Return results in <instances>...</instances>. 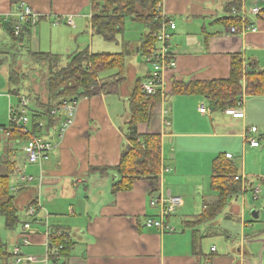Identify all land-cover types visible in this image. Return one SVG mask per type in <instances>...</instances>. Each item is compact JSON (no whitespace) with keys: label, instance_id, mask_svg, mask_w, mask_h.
<instances>
[{"label":"crops","instance_id":"1","mask_svg":"<svg viewBox=\"0 0 264 264\" xmlns=\"http://www.w3.org/2000/svg\"><path fill=\"white\" fill-rule=\"evenodd\" d=\"M159 1L165 16L177 26L167 45L169 53L175 56L177 68L164 76V90L158 94L152 121L137 126L141 137L160 136L157 180L139 179L130 191H113L115 183L121 179L113 169L120 164L123 148L129 144L130 100L151 70L147 55H142L138 48L143 38L126 40L121 53L128 45L130 55L119 92L102 93L96 88L93 97L79 99L74 126L63 138H53L54 130L44 136L55 144L48 161L30 164L23 152L26 141L14 140L9 132L0 130V176L9 177L12 196L20 192L17 206L24 220L16 236L0 234L14 246L10 251L7 245L8 254L12 256L9 264H17V249L22 258H47L48 264L55 261L57 264H264V225L258 224L262 223L258 221L260 211L253 207L252 218L247 215L249 195L253 201H260L264 188V169L258 161L255 169H251L249 164L255 160L247 158L258 152L264 140V93L248 96L243 92L238 103L245 113L244 119H234L225 111H213L205 97L173 93L177 81L228 80L234 54L241 56L245 70L253 68L264 72V12L260 16L251 15L254 0H242L241 10H233V15H238L240 20V24L234 26L240 34H232L230 29L234 27L220 21L227 16L224 7L230 0ZM23 3L39 15L32 29L24 28L17 17L18 6ZM261 8H264V0ZM148 12V8L140 11L141 14ZM93 16L92 0H0V129L7 126L10 108H18L20 104L19 96L13 95L14 89H20L28 78L19 71L23 63L14 57L26 49L33 61L46 65L49 78L48 63L36 60L32 54H52L61 57V61L65 56L69 58L82 51L94 54L91 49L78 51L77 48L69 54L45 52L51 47L53 32L62 25L72 34L70 40L76 38V42L85 35L99 36L92 28ZM249 26L256 27L257 32L247 31ZM45 34L50 38L49 43L43 41ZM28 37L30 42H35L33 47L24 45ZM163 47L157 39L155 49L160 51ZM138 54L143 57V69L132 61ZM61 61L59 69L66 68L69 59L65 66ZM12 72L21 78L15 84L9 79ZM20 94L25 93L20 91ZM36 99L37 103L42 102L39 97ZM32 102V120L41 121L36 116L41 110ZM202 103L208 112H199ZM253 127L259 133V136L258 133L253 135L260 143L258 148L250 147L247 141ZM227 154L232 155L231 159L226 158L241 178L242 188L220 212L215 211L220 197L213 187L214 162ZM240 156L242 159L236 160ZM20 159H23L21 164ZM103 168H109L106 175L91 172ZM24 176L33 177V182H24ZM257 189L262 195L260 193L255 200ZM169 196L184 200L175 215L165 218L175 231L148 229L149 219H160L158 209L151 208L150 201L165 200ZM33 202L36 204L31 205ZM31 207L37 209L36 214L26 216ZM207 210H212L217 217L212 222L197 225L194 233L187 223ZM222 221L231 225L237 223L234 232V227ZM26 224L30 225L29 231L25 230ZM25 235L28 245L23 242ZM54 236L72 243L68 256L61 253L64 244L52 247Z\"/></svg>","mask_w":264,"mask_h":264},{"label":"trees","instance_id":"2","mask_svg":"<svg viewBox=\"0 0 264 264\" xmlns=\"http://www.w3.org/2000/svg\"><path fill=\"white\" fill-rule=\"evenodd\" d=\"M245 1L252 2L253 0ZM158 2L160 1L92 0L94 13L92 28L104 40L115 41L117 35L123 34L127 18L135 17L136 21L143 23L148 29L147 35L138 47L142 55H147L148 51L155 49L157 45L156 33L159 30L160 23L156 20L155 7ZM241 5L242 0H230L226 3L224 12L227 16L220 21L225 25L238 26L240 20L238 15H233V10L240 11ZM138 6H141L142 10L148 8L149 12L141 14L137 9ZM263 12L264 8L261 14ZM37 22L34 26L28 23L24 25V28L32 29L37 25ZM127 46H124L125 50L122 53L90 54L88 51L75 53L69 56L68 65L63 69H59V62L61 61L59 56L43 53L32 54V57L36 60L47 62L50 69L48 78L50 99L45 103H37L36 98L34 100L36 107L38 106L41 110L37 112L39 115L36 113V116L40 117L41 121L47 122L46 131L48 135L52 134V130L55 129L58 123L50 112L53 108L59 106L61 100L91 98L96 94V88H99L102 93L115 94L119 92L121 77L124 79L126 61L130 55ZM231 59V71L228 80L190 83L177 81L174 82L173 93L205 97L211 104L213 111H226L229 108H237L243 92L248 96L262 95L264 93V72L253 68L245 70L243 59L238 54L232 55ZM9 76L13 84L21 80L15 72L10 73ZM14 94L19 95L20 89H15ZM158 102V95L148 97L140 88H137L130 100L132 119L128 125L127 133L129 144L123 148L120 164L113 169L121 177L114 185V193L132 190L134 183L139 179L157 180L161 158L160 136L148 135L141 137L138 135L137 126L141 123H150L152 121L153 109ZM36 127L37 125L30 134H25L19 130H9V136L12 135L14 140L28 141L37 134ZM214 163V171L216 172L213 176V187L220 197L215 211L221 212L229 200L240 194L242 185L241 181L235 179L237 177L236 170L225 155L218 157ZM108 169H93L91 172H100L106 175ZM10 193L9 177L0 176V214L5 218L6 228L14 231L21 222L20 208L17 206V196H20V192L15 196ZM33 204H36V202L31 205ZM212 210H207L201 216L194 218L195 220L189 221L187 223L189 228L196 233L194 228L197 225L212 222L217 217L211 212ZM58 243L64 244V250L61 253L68 256L72 249V243L70 241L66 243L64 238L54 236L52 247L58 246ZM11 257L8 254L7 244L0 238V264H9ZM53 264H57V261L53 262Z\"/></svg>","mask_w":264,"mask_h":264},{"label":"built area","instance_id":"3","mask_svg":"<svg viewBox=\"0 0 264 264\" xmlns=\"http://www.w3.org/2000/svg\"><path fill=\"white\" fill-rule=\"evenodd\" d=\"M263 0H254L250 7V14L253 16H259L262 12L261 3ZM162 3L158 2L155 7L156 20L159 21V30L156 33L157 39L161 42L164 47L160 51L156 49H151L147 53V62L151 66L148 78L142 83L141 89L142 92L148 97L156 96L161 94L164 90L165 81L164 76L172 70L177 68V62L175 56L170 54L167 50V45L172 38V33L177 29L176 23L170 19L162 11ZM17 17L22 26L31 23L33 26L37 22L39 15L28 5L20 4L18 6ZM21 28V27H20ZM20 28L16 31L15 35L18 37L20 35ZM247 31L257 32V28L254 26L247 27ZM230 32L232 34H240V31L237 28H231ZM244 33V30H242ZM18 108H10L9 110V128L0 129L2 132L8 133L9 130H19L25 134H30L34 131L36 127L37 134L31 139L25 142L23 147V152L27 158V161L30 164H42L50 159L51 153L55 149L54 141L44 138V136H49L47 134V122L36 121L33 122V113L30 110L31 104L28 100L21 96L19 100ZM78 100L76 99H63L59 102V106L53 108L50 112L51 116L58 121L57 126L54 131L56 132L53 136L59 139H62L65 133L74 126L76 117L78 114ZM207 106L204 103L200 104L199 112L206 113L208 112ZM227 116H232L234 119H244L245 113L242 109L241 104H238L237 108H229L225 111ZM258 133V129L253 127L250 129L248 134L247 141L252 148H258L260 143L253 137V135ZM32 135V134H31ZM227 158L231 159L232 155L227 154ZM24 182H33L34 178L31 176L22 177ZM237 181H240V177L235 178ZM16 190V188H14ZM261 193L260 189L255 190V200L258 199L259 194ZM184 205V200L178 196H169V198L163 199H153L150 201V207L158 209L160 219H149L146 222V227L148 229H156L166 232H174L169 224L165 222V218L168 216L175 215L179 208ZM37 212V209L34 207L29 208L26 211V216H34ZM25 230H30V225H25ZM27 235H25L24 244L28 245L26 240ZM213 249L212 251H214ZM57 251V250H56ZM17 255V264L31 263V264H48L47 258L41 259L37 257L22 258L19 255V250L15 251ZM24 262V263H23Z\"/></svg>","mask_w":264,"mask_h":264},{"label":"rangeland","instance_id":"4","mask_svg":"<svg viewBox=\"0 0 264 264\" xmlns=\"http://www.w3.org/2000/svg\"><path fill=\"white\" fill-rule=\"evenodd\" d=\"M150 1L152 2V0H148V2ZM137 9L138 11H142L141 6H139ZM66 28L67 26L65 27V25L64 26L62 25L61 28H57V30L53 32L54 35L52 38L51 47L48 48L45 52L60 53V54L68 53L69 54V52L74 51L77 48V49H80L78 51L85 50V49H91V51L94 54L102 53V52L119 53L123 50L124 41L126 40L140 41V39L144 38L148 33V29L146 28V26L143 23H138L134 21L133 18H127L126 23H125L124 33L122 35L121 34L117 35L115 41H106L100 36L85 35L79 38L78 42H76V38L75 39L73 38L72 40H70V37L72 34L68 33ZM6 35L9 39V43H11L10 36L7 33ZM34 37H37V35H35ZM42 38H43V41L48 42V43L50 42V38L48 35L45 34V36H43ZM34 43L35 42L33 41L30 42L29 37H28L25 40L24 45L33 47L32 45ZM81 44H85V45L82 46ZM43 45L44 43H42V46ZM67 58L68 56H65L62 58V61H61L62 66H65L67 64L68 62ZM14 59L18 60L20 64L23 63L21 64L22 69H20L19 71L24 72L28 76V78H26L25 81L20 86V89H21L20 91L22 93H25V95H27V97H29L32 101H34L36 97H39L42 102L48 101V96H49L48 90H47L48 70H47L46 65L43 63L33 61L30 53L26 49L21 50V52L17 56H15ZM132 59H133L132 61L136 63L137 67L143 69L145 65H143L144 61H143V57L141 56V54L135 55ZM0 74H1V71H0ZM13 95L17 97L16 94H13ZM9 126H10V121H9V114H8V122H7L6 128H9ZM262 131H263L262 133H264V129ZM257 136H259V133L257 134ZM261 151H262V154L260 153ZM19 154L22 158L24 157L21 152ZM247 158L255 160L254 163L249 164L251 169H255L254 165H256V161H258L260 163V167L264 169V140L262 141V147L258 150V152L253 154L252 157L248 156ZM241 159H242L241 156L239 157V159L236 158V160H241ZM22 161L23 159H20V164L22 163ZM12 181L14 182L13 176H12ZM262 190H263L262 191L263 195L262 193L260 194V196L262 195V198L260 199V201H256V202L253 201L252 195L251 194L249 195L250 204L247 208L248 209L247 215H248V218H252L251 211L254 209L253 207L257 208L261 214L258 218V221L263 223V224L262 223H258V224L263 226L264 225V188ZM20 219H21L20 225L18 226L16 230L12 232L6 229L5 224H4V219L0 215V234L1 233H2L1 235L12 234L13 237L16 236L18 234V231L22 228V224L24 221L21 217ZM222 222L224 225H230L234 227L233 232L236 229L235 225L237 223L232 222V225H231L229 222H225V221H222ZM1 237H3L4 242L7 243V245L9 246V250L12 251L14 249L12 242L8 238H6V236H1Z\"/></svg>","mask_w":264,"mask_h":264},{"label":"bare ground","instance_id":"5","mask_svg":"<svg viewBox=\"0 0 264 264\" xmlns=\"http://www.w3.org/2000/svg\"><path fill=\"white\" fill-rule=\"evenodd\" d=\"M17 96H19V100H20V97L21 96H24L28 100L29 104H32L33 103L32 100L29 97H27V95H25V94L24 95L23 94H19Z\"/></svg>","mask_w":264,"mask_h":264}]
</instances>
